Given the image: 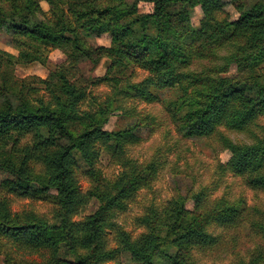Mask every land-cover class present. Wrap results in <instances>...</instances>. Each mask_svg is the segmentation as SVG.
I'll return each mask as SVG.
<instances>
[{
    "label": "trees",
    "instance_id": "obj_1",
    "mask_svg": "<svg viewBox=\"0 0 264 264\" xmlns=\"http://www.w3.org/2000/svg\"><path fill=\"white\" fill-rule=\"evenodd\" d=\"M140 3L149 11L141 12ZM197 5L202 18L195 27L189 9ZM236 8L231 19L224 0H0V28L17 50L0 51L4 264H121V254L131 264H195L198 253L216 248L229 252L228 264H264V207L242 197L190 192L148 206L135 218L136 235L118 224L117 215L151 187L161 165L158 157L138 162L125 155L140 140L135 129L152 130L155 118L105 128L127 99L161 102L183 137L216 142L229 152L221 169L254 195L264 192V0ZM102 34L109 45L89 44L88 37ZM54 48L62 63H49ZM85 61L102 62L96 81L112 87L90 109L81 108L85 84L93 82L79 79ZM32 62L48 67L45 78L14 74L16 65ZM136 70L145 76L132 81ZM229 131L250 140L234 141ZM98 145L121 165L116 176L98 167ZM16 198L50 207L14 211ZM87 206L90 212L76 219ZM42 250V261L23 256Z\"/></svg>",
    "mask_w": 264,
    "mask_h": 264
},
{
    "label": "rangeland",
    "instance_id": "obj_2",
    "mask_svg": "<svg viewBox=\"0 0 264 264\" xmlns=\"http://www.w3.org/2000/svg\"><path fill=\"white\" fill-rule=\"evenodd\" d=\"M129 2L133 0H128ZM225 10L231 19H236L239 15L236 6L244 4L247 10L255 0H224ZM42 8L47 11L48 5L45 1L40 2ZM150 6L146 3L139 4L141 12L149 11ZM190 20L192 26L197 27L202 13L197 5L189 9ZM9 35L0 28V51L10 54H17V50L11 44ZM90 45L96 47L101 45H109V36L102 34L99 36L88 37ZM49 63H62L65 60L64 54L59 49H51L47 53ZM197 68V66H194ZM104 64L99 63L93 65L91 62L85 61L80 65L79 79L82 81H93L86 83L87 98L81 103L82 109H90L96 100L104 101L108 94L112 92V87L104 82L96 81L104 73ZM48 67L39 62H32L25 65H16L14 74L17 77H27L36 75L45 78L48 74ZM234 69L231 70V73ZM145 76L141 70H136L131 76L132 81H138ZM163 92L161 97L165 98L169 94ZM119 109L111 112L106 129H122L133 126L138 117L151 115L154 119V128L139 126L135 129V133L140 140L137 143L128 144L125 147V155L137 160L138 162L158 157L161 165L158 169L156 179L148 189L138 191L135 199L128 205L127 209L119 213L116 217L118 224L122 225L133 235L138 234L141 229L136 227L135 218L141 215L144 210L151 204H158L169 198L176 196L187 197L190 192L204 191L209 197L225 196L233 199L242 197L248 204L256 203L264 207V192L254 195L250 190L246 189L240 182L239 177L233 176L231 173L224 172L221 165L226 162L229 152L222 149L216 142L206 138L183 137L178 132L170 119L166 115L161 102L148 103L139 99H127L123 101ZM228 135L238 142H249V138L245 133H237L234 131L227 132ZM100 148V156L97 162L98 167L102 170L106 177H114L121 170V165L117 163L116 158L108 152ZM80 186L82 190L87 187V182L80 177ZM189 199V197H188ZM186 201L187 208H192V201ZM34 207L41 212H48L49 205L44 202L14 199L12 209L19 211ZM90 207H86L76 217L89 213ZM212 233L220 232L217 228H211ZM223 248H216L209 252H201L196 255L195 264H228L229 252ZM170 252L173 248L169 249ZM23 256L27 260L42 261L47 258L46 251L39 252H23ZM126 254L119 255L121 264H131ZM0 264H4L3 257L0 255ZM108 264H114L109 261ZM163 263V261L161 262Z\"/></svg>",
    "mask_w": 264,
    "mask_h": 264
}]
</instances>
